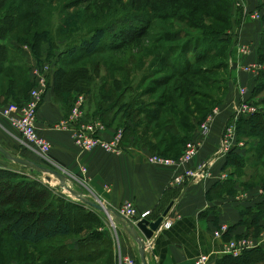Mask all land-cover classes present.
Segmentation results:
<instances>
[{"label":"crops","instance_id":"obj_1","mask_svg":"<svg viewBox=\"0 0 264 264\" xmlns=\"http://www.w3.org/2000/svg\"><path fill=\"white\" fill-rule=\"evenodd\" d=\"M234 5V15L238 16L237 21L233 18L237 44L247 45L249 50L242 53L237 47L233 53L231 51L233 66L228 90L203 120L196 121L188 142L198 143V151L191 159H181L186 146L180 155L171 157L175 160L171 164L150 162V153L132 146H125L118 153L101 148L80 150L74 144L70 129L56 127V123L68 115L69 106L63 104L55 90V73L39 109L37 132L51 143L45 160L72 179L83 181V188L91 199L116 210L130 202L136 209V215L129 218L133 222L142 218L155 221L171 205L167 215L172 225L157 229L151 238L145 239L149 264H194L196 257L203 253L211 256L210 264H217L224 255L222 249L226 240L254 235L257 225H264V211L256 209L264 197V183L247 188V181L234 177L236 183L227 185L233 173L229 159L235 154L250 156L256 152L259 141L255 135H242L239 122L232 120L240 101V89L245 88L246 97L255 103L262 100L264 92L253 93L260 73L239 68L250 63L262 64L259 51L264 30L263 0H234ZM254 13H260V18H253ZM26 56V62L33 61L31 52ZM3 86L8 89V81L0 73V145L14 155L15 146L22 148V144L18 131L3 114V108L13 97V94H9L10 97L2 92ZM209 115H212L210 129L203 134L201 124ZM227 123L235 126V138L228 151L217 153ZM117 131L105 126L100 135L111 140ZM207 160L203 175L174 183L176 176L187 171L196 172ZM84 168L86 171L83 172ZM106 219L112 223L110 216L106 215ZM223 223L228 224V231L221 237L215 236V231ZM115 227L116 234H112L115 250L121 256L140 257L137 241L121 223H115Z\"/></svg>","mask_w":264,"mask_h":264},{"label":"rangeland","instance_id":"obj_2","mask_svg":"<svg viewBox=\"0 0 264 264\" xmlns=\"http://www.w3.org/2000/svg\"><path fill=\"white\" fill-rule=\"evenodd\" d=\"M11 1L7 0V5ZM207 1L202 0L199 9L194 12L191 10V8H195L196 2L194 0H23L20 11L30 10L32 5L35 4V7L40 9L39 13L31 17V20H24L21 22V25L18 24L17 28L7 33L1 43L7 45L9 56L12 59L15 58L14 61H18V64L13 61L14 63L12 62V65H8L10 70L11 68L14 69V65L22 66L27 71V75L31 80H29V84L25 85L23 98H28L33 88L31 75L32 63L44 65L45 63L51 62L53 63L54 69L62 66L66 70L79 66L86 67L89 70L88 78L78 84V90L73 92L61 91L58 92V95L63 104L66 107L69 106L68 113H70L78 95L83 94L86 98L84 111L87 118L93 120L95 117H98L96 114L100 101L101 88L105 92L108 91L112 87L115 79L122 76L123 73H126L128 77H133L130 79H133L134 91L140 93L153 83L152 78L148 79L145 77L147 75L149 76V74H154L152 72L156 68L151 67L152 55L153 53H159L160 46L169 48L172 46L175 49H182L187 45L185 43L189 42V49L187 50V46V51L184 52L185 55H188L187 57L189 59L192 55L191 50L194 47V40L199 39L200 43L195 54L202 55L208 46L209 51L207 50V52L209 59L194 63L196 64L195 67H200L202 71L207 67H211L213 64L223 65L211 74L202 72L199 76L193 77V80L201 84L203 92L207 95H213V99H215L223 94L224 79H226L227 74L228 76L230 75V68L227 62L228 55L231 53L230 51L232 50L233 53L236 50L235 44L238 43V36L235 34V30L233 31L235 26L233 18L237 21L238 16L234 15L235 5L233 0ZM216 3L228 9L229 16H226L225 11H220V8H218L222 15L221 19L224 21H217L208 14L201 15L202 9L216 8L214 7ZM145 13L149 14L146 16ZM182 13L185 14V18H182ZM138 15H142L145 18L144 21H141L140 18L136 20ZM230 15L232 16V20L230 19ZM130 18L131 20H135L128 23ZM30 22L34 23L33 26L29 25ZM146 25H148L147 28ZM191 25H196L200 28H194ZM109 26L116 27V30L107 33L103 38L100 48L104 50L86 55L85 50L81 49L76 54H71L72 49L75 48L78 50L81 43L85 39L90 38L93 31L97 28ZM210 28L218 31L219 35L211 33ZM144 30L145 33L140 38L141 40L138 38L135 41L134 38ZM173 32H179L178 38H172L170 40L164 38ZM120 44L122 45L116 47ZM221 49L224 50L221 54L222 56H215ZM178 51L175 50L176 55H178ZM28 52L32 54L33 61L31 62H26L27 58L25 57H27L26 54ZM262 64L264 65V52ZM157 95L155 93L141 96V98H138V104L147 105L151 100L156 99L158 97ZM261 97L262 100L258 104L264 103V92ZM20 99L15 101H19L17 103H20ZM197 99L201 101L199 102L202 105L209 104L215 106V103L208 99ZM143 102L144 104H142ZM260 114L264 113L260 112ZM259 116L262 117L261 115ZM143 119V114H137L132 118L135 124L137 121ZM145 128V125L142 126V130H145ZM21 147L19 145L18 147L17 145L15 146L14 151H12L14 155L55 169L51 163L43 159L37 152L35 153L30 147L25 145H21ZM255 151L250 156H237L235 154L236 156H233L234 164L231 165L230 169V171L235 172V175H232L233 177L249 183V187L247 188H250L252 184L264 183V155L258 158V151ZM152 154H158V152H153ZM158 155L168 157L163 154ZM256 167V170L251 171V168L255 169ZM0 169L3 171L8 169L19 174L26 173L29 176L36 174L40 182H42V185L47 188L49 195L56 202L61 201L63 197L76 202L78 201V203L80 202L66 189L60 187V182L55 177L52 179V182H48L45 179V173H37L29 168L27 169L5 158L1 152ZM5 179L9 182L16 180V178L12 177H6ZM66 184L68 187L79 189L73 182L67 181ZM84 193L88 195L86 189ZM82 207L83 210L73 209L72 232L69 235L59 236L54 240L43 242L37 246L9 240L8 255H11V258L6 259L4 252H0V264H48L46 263L48 259V255L46 254L49 253L48 251L50 249H57V247H65L64 249L69 254L71 251H74L72 253H75L76 257H82L85 253L90 254L87 257L88 259L90 257L88 261H85V258H83V260H74L72 264H120V258L122 256H130L126 254L121 256L115 250L112 234H116V230H114L116 227L107 221L106 214L84 204H82ZM262 216L264 218V214ZM263 231L264 225H257L254 235L248 237H258ZM4 241L5 238L3 237L0 240V250H2V243ZM133 258L138 261V264H141L139 256ZM56 264L67 263L63 261ZM254 264H264V261Z\"/></svg>","mask_w":264,"mask_h":264},{"label":"trees","instance_id":"obj_3","mask_svg":"<svg viewBox=\"0 0 264 264\" xmlns=\"http://www.w3.org/2000/svg\"><path fill=\"white\" fill-rule=\"evenodd\" d=\"M22 1L23 0H12L7 5V0H0V73L3 74L4 79L8 81V89L5 90L3 86L2 92L6 93L8 96H10L9 94H13V97H10L14 102H19L15 100L20 98V101L27 99V97L23 98V94H25V85L29 84L30 79L27 75V71H25L22 66L14 65V69L11 68L10 70L8 65H12L15 58L12 59L9 56L7 45L1 43V41L5 39L7 33L17 28L18 24L21 25V22L24 20H31V17L35 16L40 11L39 8L35 7V4L32 5L30 10L20 11ZM194 1L196 2L195 8H191V10L196 12L202 0ZM204 1L208 2L207 0ZM214 7L216 8L202 9L201 15L208 14L215 20L220 21L222 20V15L218 10V8H220V11H225L226 16H229L228 9L224 8L222 5L216 3ZM1 10L3 11L1 12ZM145 14L147 16L149 13ZM181 16L185 18V14L182 13ZM139 18L141 21L145 19L142 15H138L136 20H139ZM188 18L190 17L188 16ZM230 19L232 20L231 15ZM134 20L130 18L128 23ZM33 24V22H30L29 25L33 26ZM147 27L148 25H146V28ZM191 27L200 28L196 25H191ZM115 30L116 27L114 26L97 28L93 31L90 38L85 39L81 43L78 50L75 48L72 49L71 54L74 55L81 49L85 50L86 55L101 52L104 50L100 48L103 38L107 33L114 32ZM145 30L138 34L136 38L133 37L135 41H137L138 38L141 40L140 38L145 33ZM210 31L215 35H219L218 31H214L211 28ZM178 34L179 32L169 33L168 36L164 38L166 40L175 39L178 38ZM199 43V39L196 41L194 40V47L193 50H191L192 55L189 59L187 57L188 55L184 53L189 49V42L185 43L187 45L182 49H175L172 46L170 48L160 46L159 53H153L152 55L153 60L151 62V67L156 68L155 71L152 72L154 74H149V76L147 75V77H145L148 79L152 78L153 83L140 93L134 91V82H132L133 79H130L133 77H128L126 73L117 77L108 91L105 92V90L101 88L100 101L96 114L98 117L95 118L101 119L107 127L123 130L122 146H132L143 149L150 154L158 152V154H163L165 156L176 157L182 153L186 143L191 140L196 128V121L203 120L206 115L221 102L228 90V82L231 79V67L229 63L231 53L228 55L227 62L230 68V75L228 76L227 74L226 79H224V92L219 98L213 99V95L211 96L204 93L201 84L193 80V77L199 76L202 72L211 74L215 70L220 69L223 65L213 64L211 67H207L202 71L200 67H195L196 64L194 63L209 59L207 52V50L209 51L208 46L205 48V52L202 55L195 54L198 50ZM121 45L122 44L116 47ZM187 46L188 48L186 50ZM175 50H179L178 55H176ZM149 51L152 52L151 49H149ZM223 51L224 50L221 49L215 56H222L221 54ZM259 52L260 61L263 63L264 30ZM6 63H8V65L5 66ZM261 72L258 76V84L253 93L264 91V71ZM88 73L89 70L82 66L70 70H66L62 68V66L58 69H54L53 74L56 92L77 91L78 84L88 78ZM33 85L34 84H32V86ZM155 93L158 94V97L151 100L147 105L138 104V98H141V96ZM197 98L208 99L215 103V106L209 104L202 105L200 103L201 101ZM142 104H144V102ZM137 114H143L144 119L137 121L135 124L132 118ZM237 121L239 122L238 128L242 135H255L259 138L255 148L258 151L257 157H263L264 114H254L249 118H240ZM144 125L146 128L142 130V126ZM229 162L231 165L234 164L233 157L229 159ZM252 169V171H254L257 167ZM233 174L235 175V172L231 173L227 185L236 183L237 180L232 176ZM6 177L16 178V180L9 182L5 179ZM73 209L83 210L82 203L65 197H63L61 201L56 202L52 199L51 195H49L47 188L42 185V182H40L36 174L29 176L26 173L19 174L8 169L5 171L0 169V240L3 237L5 238L0 252H4L6 259L11 258V255H8L9 240L37 246L43 242L54 240L59 236L69 235L72 232ZM256 209L258 212L264 211V197L261 202L257 204ZM64 248L65 247H57V249H50L48 251L49 253L46 254L48 255L46 263L56 264L65 261L67 264H72L74 260H83V258H85V261H88L90 259V257L89 259L87 258L90 256L88 253H85L82 257L80 255H78L80 257H76V254L72 253L74 251H71L69 254ZM260 261H264V245L247 250L238 257L224 254L217 264H254Z\"/></svg>","mask_w":264,"mask_h":264},{"label":"built area","instance_id":"obj_4","mask_svg":"<svg viewBox=\"0 0 264 264\" xmlns=\"http://www.w3.org/2000/svg\"><path fill=\"white\" fill-rule=\"evenodd\" d=\"M239 5V3H237ZM241 5V4H240ZM253 18H260V13H254ZM235 47L239 48L242 53H247L249 48L247 45L235 44ZM230 67L233 66L232 59H229ZM31 75L33 80V88L29 93L26 100L17 102H9L3 108V114L8 117L12 126L18 131L20 136V143L28 146L41 155L44 159H47L51 150V143L40 136L36 129V121L39 113V109L44 101L45 95L49 88L50 78L54 72L53 63L48 62L44 65H37L32 63ZM246 71H253L260 73L264 69V65L260 63H250L240 65ZM86 98L83 94H79L73 109L66 115L61 121L56 123V127L65 128L71 130L72 139L74 144L82 151L91 150L94 148H101L106 152L118 153L124 149L122 146L123 130L119 129L113 139H104L100 133L104 130L105 125L99 118L93 120L88 119L84 111ZM216 110V109H215ZM214 110V111H215ZM264 113V103H255L246 97V89H240V101L233 113L232 120L237 121L240 118H249L254 114ZM212 115L203 121L201 124V131L206 134L210 129V120ZM232 124V123H231ZM227 123L224 127L221 141L219 143L217 153H222L230 149L232 140L235 138V126ZM29 144V145H28ZM198 151V143L188 142L184 149L181 159L189 160ZM148 161L153 163L171 164L175 160L172 158L164 157L158 154H149ZM209 160L204 162L201 168L192 173L187 171L185 174L178 175L174 178V183H182L185 179L191 176H199L204 174V168ZM86 169H83V172ZM225 177V175L223 176ZM79 189L83 188V181L74 180ZM82 187V188H81ZM127 218L134 217L136 215V209L134 206L127 202L119 210ZM111 218V217H110ZM112 220V225L115 226V222ZM172 221L169 220L166 215L161 222L158 229L162 227H170ZM228 224H221L215 231V236L221 237L228 231ZM264 244V231L260 233L258 237H241L235 239L226 240L223 244V253L231 255L233 257L240 256L247 250L254 249ZM211 256L203 253L196 257L194 264H210ZM120 264H138V261L131 256H122L120 258Z\"/></svg>","mask_w":264,"mask_h":264},{"label":"water","instance_id":"obj_5","mask_svg":"<svg viewBox=\"0 0 264 264\" xmlns=\"http://www.w3.org/2000/svg\"><path fill=\"white\" fill-rule=\"evenodd\" d=\"M0 152L3 156L9 160H12L23 167H28L31 169L37 170L38 173H42L45 171L46 173H51L55 175L60 181V187H64L74 198L79 200L82 204L88 205L90 207L99 209L103 213L108 216H113V221L116 223H121L126 231L137 241L139 244V253L141 264H149L146 256V238L149 239L153 236L154 232L159 228L161 222L164 217L169 212L171 205L166 209L162 216H160L157 220L151 221L147 218H142L137 222H133L131 219L125 217L118 210L107 207L102 204L100 201L89 199L88 195L84 193L82 189H75L74 187H68L66 184V180L69 177L64 172L54 169L48 168L46 166L40 165L30 159L18 157L10 153L7 149H5L2 145H0ZM46 179L50 180L49 175L46 176ZM59 188V187H58ZM140 232L143 234L141 235Z\"/></svg>","mask_w":264,"mask_h":264},{"label":"bare ground","instance_id":"obj_6","mask_svg":"<svg viewBox=\"0 0 264 264\" xmlns=\"http://www.w3.org/2000/svg\"><path fill=\"white\" fill-rule=\"evenodd\" d=\"M27 169H28V167H26ZM30 170H33V169H31V168H29ZM33 171H36L37 172V170H33ZM38 173V172H37ZM42 173H45L46 175H45V179H46V176L47 175H49V177H50V180H48V179H46L48 182H52L53 180V178L55 177L56 179H58L55 175H53V174H51V173H46L45 171H43ZM58 181H59V179H58ZM73 182V179L69 176L68 178H67V180H66V182ZM60 182V181H59ZM70 187V186H69ZM63 189H65L64 187H62ZM89 197V196H88ZM89 199H91L90 197H89ZM91 200H94V199H91ZM85 205V204H84ZM88 206V205H87ZM93 208V207H92ZM94 209H96V208H94ZM99 210V209H98ZM111 217V219H113V216H110ZM117 223V222H116Z\"/></svg>","mask_w":264,"mask_h":264}]
</instances>
